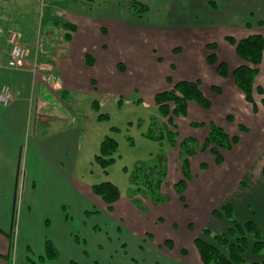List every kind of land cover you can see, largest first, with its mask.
I'll return each instance as SVG.
<instances>
[{
  "label": "rangeland",
  "instance_id": "obj_1",
  "mask_svg": "<svg viewBox=\"0 0 264 264\" xmlns=\"http://www.w3.org/2000/svg\"><path fill=\"white\" fill-rule=\"evenodd\" d=\"M131 1L117 0L107 2L104 7L95 6L105 9L107 4L118 3L122 15L147 22L145 26L151 30L124 19L122 21L130 26L122 25V21L115 22L110 14L103 13L104 22L95 30L96 35L100 34V45L95 41L97 45L92 46L90 42L91 47H88L94 58L92 65L87 63L89 54L85 56L91 85L98 87L95 100L100 107L98 111L94 109L89 94L72 96L87 113L82 124L87 140H83L74 178L90 185L111 182L120 191L115 203L117 208L113 211L119 220L111 223L102 214L97 225L86 222L80 227L74 240L82 253L73 261L77 264H179V261L183 262L180 264H202L194 239L203 228L205 214L221 208L225 193L233 190L247 171L251 175L259 170L263 172L264 52L261 63L255 67L240 58L236 43L251 35L264 37V19L257 22V14L255 17L225 10L224 17L221 14L215 15L217 19L214 17L218 31L162 32L158 30L161 26L179 29L180 24L186 26L194 21L190 19L194 10L198 11L197 21L200 22L206 19L210 9H218L213 0L199 7L188 5V0L182 3L181 0H137L148 7L142 13L140 7L129 10ZM214 1L222 10L223 0ZM178 10L189 19L178 20L174 23L178 26L170 25V19ZM139 13L142 18L136 17ZM221 17L225 21L219 20ZM246 21L252 25L246 26ZM223 61L228 70L225 77L219 73ZM106 64L112 65V70ZM242 65L258 70L252 100L247 99L233 78V72ZM105 67L108 77H105ZM198 80L200 90L211 102L210 107L190 103L197 109L189 108L186 116L162 115L155 104L158 93L173 90L181 82ZM53 112L58 114L56 110ZM224 121L225 131L239 139L231 149L221 150L220 163L210 149L195 155L186 154L185 145L181 146L183 141H187L188 146L202 143L203 135L209 133L211 126H219ZM168 130L175 134V142L168 138ZM151 131L154 134L162 131L164 139L147 138ZM106 137L114 139L118 148L113 155L114 163L104 169L96 157L101 155ZM187 158L189 168L182 166ZM161 161L165 162L166 175L156 193L141 186L142 181L132 183L139 164L155 166ZM205 177L207 183L196 192L195 185ZM157 196L162 201H157ZM105 205L103 210L110 214L112 209ZM89 217L87 215V219ZM204 238L215 245L212 238L205 235ZM66 262L67 259L63 264Z\"/></svg>",
  "mask_w": 264,
  "mask_h": 264
},
{
  "label": "crops",
  "instance_id": "obj_2",
  "mask_svg": "<svg viewBox=\"0 0 264 264\" xmlns=\"http://www.w3.org/2000/svg\"><path fill=\"white\" fill-rule=\"evenodd\" d=\"M208 1L211 2L188 0V5L199 7ZM212 2L218 10L210 9L204 21H197L198 11L194 10L190 17L194 21L186 26L180 24L179 29L161 26L158 30L218 31L215 15L224 17L225 10L253 14L255 17L257 14V22L264 19V0H228L226 3L223 0L222 10L214 0ZM107 6L102 9L82 0H0V88L9 86L14 95L10 106H0V264H23L29 257L37 260L45 256L47 240L54 243L60 257L55 261L46 260L44 264H63L65 259L66 264H70L74 257L82 253L74 240L80 227L86 222L97 225L102 214L111 223L119 220L113 212L116 204L110 214L103 210L105 203L103 205L93 189L97 184H86L74 178L79 168L83 140H87L82 125L87 113L72 96L89 94L88 99L93 100L94 109L100 107L95 100L98 87L91 85L90 67L85 63V56L91 54L88 47L97 45V42L100 45V34L96 35L95 30L104 22L103 13L110 14L115 22L124 19L148 30L151 27L145 26L147 22L143 20L122 15L118 3ZM223 17L219 20L225 21ZM186 19L178 10L170 19V25ZM57 22L73 25L75 30L71 39H47L53 32L64 35L68 32L58 27ZM122 22V25L130 26ZM245 24L252 25V22L246 21ZM13 32L19 35V41L28 50L20 70L7 68L8 41ZM108 67L112 70V65ZM105 77H108L107 72ZM187 82L199 84L200 80ZM191 104L188 110L194 111L196 107ZM55 110L58 114L53 112ZM218 127L225 130V121ZM208 134L203 135V141ZM206 183L207 177L195 185L196 192L203 189ZM232 189L225 193V203L232 205L239 223H255L264 241L263 172L259 170L251 175L247 171L242 181ZM87 215L91 220L87 219ZM15 216L16 225H13ZM202 223L198 238L203 237L204 229L213 234L227 233L232 229L226 217H215L213 212L205 214ZM250 244V251L243 255L244 261H262L264 256L254 255L253 241Z\"/></svg>",
  "mask_w": 264,
  "mask_h": 264
},
{
  "label": "trees",
  "instance_id": "obj_3",
  "mask_svg": "<svg viewBox=\"0 0 264 264\" xmlns=\"http://www.w3.org/2000/svg\"><path fill=\"white\" fill-rule=\"evenodd\" d=\"M132 7H140L142 13L148 10V7L144 5V3L137 0H132L129 3L130 11ZM137 15L136 17L142 18L141 13ZM57 24L58 27L69 32L65 33L64 39H71L72 33L75 30L73 25L65 22H57ZM262 24H264V22ZM236 51L241 59L257 67L263 59L264 37L261 35H251L236 43ZM88 56L89 61L87 63L92 65L93 58L90 55ZM255 67L252 68L249 65H242L233 72L236 85L243 91L249 100H252L254 78L258 72ZM219 73L223 77L227 76L228 70L225 63L221 64ZM190 103H197L202 107H210V101L203 95L198 83L181 82L176 85L173 90L158 93L155 97V104L165 117H168L170 113L175 117L186 116ZM171 105L174 107L171 108ZM169 121L173 123L171 119ZM166 132L171 142H175V134L170 130ZM146 137L160 141L163 140L165 136L162 131L155 134L151 131V134H147ZM238 139V137L230 136L224 129L213 124L209 134L202 143L198 142L195 143V146H188V142L183 141L181 146L185 145L187 152L185 150L183 152H186L187 155H195L200 151L210 149L216 154V160L220 163L223 160L221 150L231 149L232 146L237 143ZM191 141H194V139H191ZM117 148L118 143L111 137H106L101 145V155L96 157V161L100 163L104 169L108 168L114 163L115 159L113 155L116 153ZM182 166L185 168L190 167L188 158L184 161ZM137 167L139 170L137 174L132 176V183L136 184L138 181H142L141 186L145 187L146 190L156 193L159 188H161L162 178L166 175L165 162L161 161L159 165L155 166L141 163ZM184 184H186V182H184ZM93 189L95 194L108 206L109 210L112 209L111 207L120 197L119 188L111 182L94 185ZM157 198V201H162L160 196H157ZM214 216L218 218L226 217L230 221L232 229L223 234H213L209 229L203 230V237H199L195 241L196 248L203 264H247L244 261L243 255L251 248L250 241H253L252 251L254 255L264 256L263 237L259 227L255 223H239L235 218L234 210L230 203H224L219 210H215ZM13 225H16V216ZM204 235L207 238H212L215 241V245L208 242L204 238ZM59 257L60 253L54 243L47 240L45 243V256H40L37 260L29 257L23 264H44L46 260L55 261L59 259ZM70 264L77 263L71 261ZM255 264H264V260Z\"/></svg>",
  "mask_w": 264,
  "mask_h": 264
},
{
  "label": "built area",
  "instance_id": "obj_4",
  "mask_svg": "<svg viewBox=\"0 0 264 264\" xmlns=\"http://www.w3.org/2000/svg\"><path fill=\"white\" fill-rule=\"evenodd\" d=\"M1 11V8H0ZM46 38V37H45ZM63 38V33H51L48 35L47 39L52 41H60ZM62 40V39H61ZM9 61L7 68L11 70H20L24 65V59L28 53L27 47L19 41V35L15 32L11 33L9 36ZM42 44V41L40 45ZM14 95L9 86H2L0 88V106L8 107L13 102Z\"/></svg>",
  "mask_w": 264,
  "mask_h": 264
},
{
  "label": "water",
  "instance_id": "obj_5",
  "mask_svg": "<svg viewBox=\"0 0 264 264\" xmlns=\"http://www.w3.org/2000/svg\"><path fill=\"white\" fill-rule=\"evenodd\" d=\"M89 3H93L96 6L104 7L107 2H115L117 0H83Z\"/></svg>",
  "mask_w": 264,
  "mask_h": 264
}]
</instances>
